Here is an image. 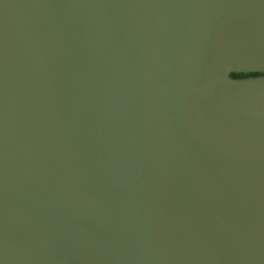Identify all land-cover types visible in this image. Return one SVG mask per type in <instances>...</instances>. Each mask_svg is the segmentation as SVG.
<instances>
[{
    "label": "water",
    "instance_id": "1",
    "mask_svg": "<svg viewBox=\"0 0 264 264\" xmlns=\"http://www.w3.org/2000/svg\"><path fill=\"white\" fill-rule=\"evenodd\" d=\"M0 264H264V0H0Z\"/></svg>",
    "mask_w": 264,
    "mask_h": 264
},
{
    "label": "trees",
    "instance_id": "2",
    "mask_svg": "<svg viewBox=\"0 0 264 264\" xmlns=\"http://www.w3.org/2000/svg\"><path fill=\"white\" fill-rule=\"evenodd\" d=\"M256 75V73H249V74H237V73H233L231 74L232 77H244V76H254Z\"/></svg>",
    "mask_w": 264,
    "mask_h": 264
}]
</instances>
